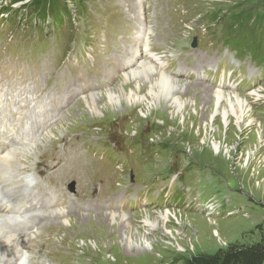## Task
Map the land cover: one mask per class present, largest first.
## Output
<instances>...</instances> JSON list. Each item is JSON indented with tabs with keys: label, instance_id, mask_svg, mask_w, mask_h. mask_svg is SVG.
<instances>
[{
	"label": "rangeland",
	"instance_id": "obj_1",
	"mask_svg": "<svg viewBox=\"0 0 264 264\" xmlns=\"http://www.w3.org/2000/svg\"><path fill=\"white\" fill-rule=\"evenodd\" d=\"M36 1L0 0V19L44 30L29 36L24 51L37 61V72L59 77L63 114L53 125L58 124L51 143L43 146L42 136L32 143L38 155L20 171L34 175L35 166L44 164L39 156H46L48 165L59 168L53 181L62 189L50 194L64 212L83 217L65 216L67 225L41 224L25 232L31 237L27 250L9 251L23 253V264H184L194 255L264 239V31L257 22L264 0H75L66 3L70 24L62 27H48L53 13L47 17V7L33 9ZM139 1L140 23L128 12ZM139 28L148 29V43L138 62L147 60L182 85L233 92L243 119L237 123L204 106L201 100L211 101L212 92L204 97L186 90L191 104L182 112L122 103L101 106L92 117L80 96L105 97L121 89L118 74L130 68L123 67L133 41L128 34ZM17 30L0 22V40ZM67 43L72 49L65 54ZM8 48L21 53L22 45L13 40ZM85 84L90 88L72 97ZM56 146L66 163L53 159ZM112 146L121 151L111 153ZM87 147L101 150H90V159ZM70 164L77 171L64 178ZM70 182L76 183L75 194L67 191ZM107 189L129 209L100 206ZM27 223L1 220L0 233L22 232Z\"/></svg>",
	"mask_w": 264,
	"mask_h": 264
},
{
	"label": "bare ground",
	"instance_id": "obj_2",
	"mask_svg": "<svg viewBox=\"0 0 264 264\" xmlns=\"http://www.w3.org/2000/svg\"><path fill=\"white\" fill-rule=\"evenodd\" d=\"M139 16H141L140 12ZM139 32L140 34H142V29ZM149 58H151L155 62H158L160 66L164 65L163 62L159 61L158 57L151 55ZM138 61L139 60H137L135 63H137ZM6 62L7 61H2L0 62V64H5ZM128 69L129 70L123 72V74H118V80L122 82V86L121 89L117 91V93L109 92L105 95V97L98 98H96L92 94H89L88 98H84V95H81L80 98L78 97L80 100L84 101V106H86V110L89 111V114H92V117L98 115V110L101 106L108 107L109 109L116 107L117 105L122 103H130L131 106L140 105L141 107L149 104L160 105L162 109H171L173 111L182 112L187 108L189 104H191V98L188 97L189 93L183 92V90L198 93L200 95H203L204 97L208 94V92H212L213 97L211 101H207L206 99L201 100V103L204 106L208 108L215 107L218 114L223 118H225L226 116L234 117L237 123H239L244 117L242 110H240L239 108L237 109L236 104L238 99L237 96L233 94V92L223 93L221 89L213 90L204 84L198 83H189L186 85H182V81L170 78L165 73H162L159 69L148 63L147 60L138 62V66L136 69H134V66ZM229 88H233L232 91L235 90V87ZM229 94H233L232 99L234 100V102L230 100L231 97L229 96ZM186 97L189 98L188 103L183 101V99ZM222 102L224 103L225 107L228 108L227 110H223L224 106H222ZM218 109H221V111ZM59 119H61V117L58 118V120ZM57 125L49 128L43 134V140H41V144L43 146H46L47 144L49 145L51 143L52 139L55 136L54 130L57 128ZM31 145L32 144L24 146L16 151H8L7 149L1 155L0 171L4 169L11 170L12 177L10 179L12 181L6 180L0 173V196H4V191H18L21 188V184H26V186L29 187L34 183V179L36 178L35 175L23 177V174L27 170L25 169L23 171H20V169L24 167L27 168V165L32 163L38 155V151ZM16 155L18 157H16ZM38 179L39 177L36 178V180ZM32 190L34 192H37L39 191V187L35 184L33 185ZM19 202L26 203L20 204ZM33 202L35 201L25 199V197H18L17 204L15 203L16 206L14 211L9 210L8 205H6L5 203H0V221L2 220L7 224H10L11 222H21V224H23V222H28L26 227L23 226L21 228L22 232H15L14 234L9 232L5 235H2V233H0V264H5L7 263V261L9 262L11 260L10 253H8L7 255H3V253L9 251V247L14 249L27 247V242H30L31 237L25 235L26 231H33L37 229V227L41 224L47 222H57L58 225L60 223H62L63 225H67L69 219L66 221H61L65 216H74L75 218L83 217V215L80 214L64 212L60 207H53L52 209H49L47 208V205H43L39 210H35L33 212L24 210V206H26L27 203L32 204ZM27 213H29V215H27ZM109 219L113 220V214H109ZM165 219L166 214L163 216V220ZM62 230L65 229L59 228V231ZM4 257L7 258L6 262L4 260ZM19 264H21V261Z\"/></svg>",
	"mask_w": 264,
	"mask_h": 264
},
{
	"label": "trees",
	"instance_id": "obj_3",
	"mask_svg": "<svg viewBox=\"0 0 264 264\" xmlns=\"http://www.w3.org/2000/svg\"><path fill=\"white\" fill-rule=\"evenodd\" d=\"M14 1L23 2L25 0ZM68 1L73 4L75 3V0H56L55 3L50 5L46 4V0H37L35 3H31V5L35 10H42L44 7H47L48 14L46 16L49 17L50 12L53 13V16L49 19L47 18L46 22H49L48 27H53L66 23V17L70 16L69 13L71 12L69 6L66 4ZM36 3L42 6V8L36 5ZM80 11L81 10H78V12ZM78 12L75 10V13L78 14ZM261 12L262 14L257 22L261 30L264 31V4ZM256 53L257 52H255V54ZM184 264H264V239L251 245H230L224 251L212 255H194L187 259Z\"/></svg>",
	"mask_w": 264,
	"mask_h": 264
}]
</instances>
